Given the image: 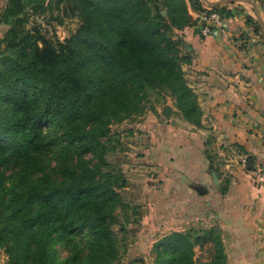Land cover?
<instances>
[{"label": "trees", "instance_id": "obj_1", "mask_svg": "<svg viewBox=\"0 0 264 264\" xmlns=\"http://www.w3.org/2000/svg\"><path fill=\"white\" fill-rule=\"evenodd\" d=\"M16 1L7 0L2 25ZM38 1L33 11L62 4L80 25L66 41L21 37L16 23L0 38V249L10 264H118L117 211L129 203L122 172L107 160L120 144L110 125L165 92L182 118L203 126L179 32L198 22L188 1L207 9L200 0ZM207 245L213 257L203 264H225L219 231L193 228L159 239L155 264H198L195 250Z\"/></svg>", "mask_w": 264, "mask_h": 264}, {"label": "crops", "instance_id": "obj_2", "mask_svg": "<svg viewBox=\"0 0 264 264\" xmlns=\"http://www.w3.org/2000/svg\"><path fill=\"white\" fill-rule=\"evenodd\" d=\"M200 2L204 9L206 3L226 7L229 15L224 30L203 36L204 12L194 11L188 1L198 22L179 37L191 57L183 69L198 95L203 126L166 119L150 143L146 158L157 161L158 152L155 163L162 169L158 196L152 198L159 205V233L162 238L192 228L215 229L225 264H264V188L256 180L264 171V4ZM6 3L0 0V16ZM3 32L0 23V38ZM198 249L209 251V245Z\"/></svg>", "mask_w": 264, "mask_h": 264}, {"label": "rangeland", "instance_id": "obj_3", "mask_svg": "<svg viewBox=\"0 0 264 264\" xmlns=\"http://www.w3.org/2000/svg\"><path fill=\"white\" fill-rule=\"evenodd\" d=\"M38 2V0H24L18 4L17 0L11 6V16L8 18V23L4 25L3 35L14 23L17 24L21 37L45 36L66 41L77 31L80 19L68 14L62 4L60 6L53 4L52 8L45 12L33 11L32 8ZM164 11L163 15L166 16L167 9ZM174 34L178 37L176 30ZM4 48L5 44L0 47V51ZM181 51L183 54L186 53L182 45ZM142 107H145L143 114H133L123 121L110 125L112 143L116 144L115 139H118L120 144H116V149L107 155V160L114 170L122 172L125 187L120 192L124 200L129 203V208L125 211H117L122 224L115 226L122 253V260L118 264H128L129 261L133 262L132 264H138L137 262H141L140 259H143V264H155L154 245L161 239V234L159 233V205L157 198H152H155L154 195L158 196L162 169L156 165L159 162L158 152L157 161L152 163L148 162L146 154L150 143L159 138L158 134L162 132L159 128L163 127V121L169 119L174 122L179 117L182 118L175 100L165 92L160 99L157 94H154L144 100ZM167 107H170L172 111H168ZM150 189H152L151 192ZM154 200L156 202H153ZM136 212L139 216L135 215ZM125 213L131 218L130 222L124 221ZM209 256V251L202 252L198 247L196 248L194 258L198 264L205 263L204 260ZM0 264H10L9 256L4 249H0Z\"/></svg>", "mask_w": 264, "mask_h": 264}, {"label": "built area", "instance_id": "obj_4", "mask_svg": "<svg viewBox=\"0 0 264 264\" xmlns=\"http://www.w3.org/2000/svg\"><path fill=\"white\" fill-rule=\"evenodd\" d=\"M228 16L215 11L213 8H207V10L202 14V26L200 32L203 36L209 35L215 29L224 30L226 27ZM247 160H243L246 163ZM256 180L264 188V171H260L256 175Z\"/></svg>", "mask_w": 264, "mask_h": 264}, {"label": "water", "instance_id": "obj_5", "mask_svg": "<svg viewBox=\"0 0 264 264\" xmlns=\"http://www.w3.org/2000/svg\"><path fill=\"white\" fill-rule=\"evenodd\" d=\"M207 4V6L209 7V8H214L216 5L215 4H209V3H206ZM165 13V11L163 12V14Z\"/></svg>", "mask_w": 264, "mask_h": 264}]
</instances>
